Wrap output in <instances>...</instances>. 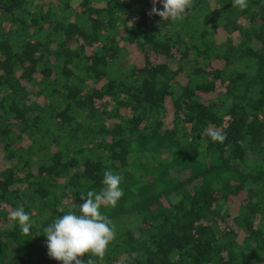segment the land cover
I'll return each instance as SVG.
<instances>
[{"label": "trees", "instance_id": "trees-1", "mask_svg": "<svg viewBox=\"0 0 264 264\" xmlns=\"http://www.w3.org/2000/svg\"><path fill=\"white\" fill-rule=\"evenodd\" d=\"M232 5L0 0V264H62L43 229L106 170L115 238L85 264H264V0Z\"/></svg>", "mask_w": 264, "mask_h": 264}, {"label": "clouds", "instance_id": "clouds-1", "mask_svg": "<svg viewBox=\"0 0 264 264\" xmlns=\"http://www.w3.org/2000/svg\"><path fill=\"white\" fill-rule=\"evenodd\" d=\"M160 2L163 10H158L156 4ZM153 7L149 15L155 14L166 20H182L186 10L191 9L193 0H152ZM233 7L243 11L248 7V0H233ZM213 142H223L226 136L218 129L209 128L205 133ZM122 177L110 170L104 172V187L97 193L88 191L86 195L81 194L84 200L79 206L74 203L68 212L61 207L59 212L63 213L43 229L47 237L48 255L62 262V264H85L82 259L86 254L103 260L109 244L115 238V230L111 220L103 215L101 207H116L123 196L120 187ZM86 196V199H85ZM79 209V214L72 210ZM10 219L18 223L25 235L31 234L32 222L30 215L25 212L21 205L9 213ZM87 264H95L88 259Z\"/></svg>", "mask_w": 264, "mask_h": 264}, {"label": "rangeland", "instance_id": "rangeland-1", "mask_svg": "<svg viewBox=\"0 0 264 264\" xmlns=\"http://www.w3.org/2000/svg\"><path fill=\"white\" fill-rule=\"evenodd\" d=\"M126 221H128V223L131 225L135 224V219L133 217H130V218L127 217Z\"/></svg>", "mask_w": 264, "mask_h": 264}]
</instances>
